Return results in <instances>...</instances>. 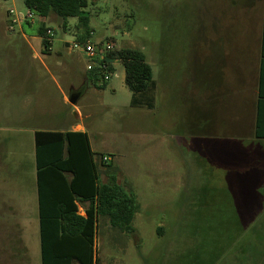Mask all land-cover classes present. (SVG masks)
Wrapping results in <instances>:
<instances>
[{
	"label": "rangeland",
	"instance_id": "374dc122",
	"mask_svg": "<svg viewBox=\"0 0 264 264\" xmlns=\"http://www.w3.org/2000/svg\"><path fill=\"white\" fill-rule=\"evenodd\" d=\"M86 1L89 41L95 47L109 43L142 51L156 87L132 93L120 62L111 72L91 71L90 59L80 49L71 50L85 32L76 18L68 19L66 27L54 15L44 20L55 34L51 52L44 54L37 32L40 18L33 14L31 23L14 24L11 31L8 9L24 15L29 9L24 0H0V71L13 69L6 57L17 54L21 79L41 98L31 109L37 117L30 120L26 109L17 123L14 94L7 90L0 95V113L9 115L0 125L5 161L16 167L25 202L41 164L38 142L46 135L38 133L81 124L95 161L105 156L112 165L110 170L100 166L101 182H108L111 173L138 205L132 232L97 217L93 264H195L197 256L203 257L205 239L216 237L217 229L228 245V222L256 196L251 191L256 175L248 168L256 156L241 135L250 113L239 93L227 94L234 88V75L221 70L243 65L241 59L228 61L227 48L246 40L255 26L220 0ZM214 85L220 91H212ZM72 88H84L85 94L76 105L63 104L61 91L70 95ZM53 109L58 116L48 114ZM237 238L217 264H264V204L255 223ZM66 254L48 255L46 263L79 264Z\"/></svg>",
	"mask_w": 264,
	"mask_h": 264
},
{
	"label": "trees",
	"instance_id": "16d2710c",
	"mask_svg": "<svg viewBox=\"0 0 264 264\" xmlns=\"http://www.w3.org/2000/svg\"><path fill=\"white\" fill-rule=\"evenodd\" d=\"M24 3L42 21L37 31L40 37H44L47 31L44 20L51 15L61 21L62 27H66L68 19H78L79 26L85 30L78 38L80 43L87 42L92 35L89 31L90 20L83 15L88 6L86 0H24ZM43 53L48 54L50 51L44 50ZM116 62L123 65L125 83L132 93L144 94L156 87L152 67L145 54L138 49L114 46L105 52L104 59L98 61V67L93 71L99 69L103 73L100 67L103 64L109 71H114L113 64ZM94 77L96 84L98 79L95 72ZM38 134L46 135L38 142L41 164L37 172L43 255L48 258L50 254L46 253L47 245L58 241L63 251L61 254L69 252L66 256L76 259L79 264H93L97 217H106L113 228L122 232H132V221L138 209L137 201L111 173L108 182L100 181V166H107L110 170L112 165L102 160L104 156H101L100 162L95 161L86 133ZM253 190L252 194L256 196L251 199L254 200L245 203L240 208V214L228 222L231 233L228 245L223 243L222 233L217 229L216 237L205 239L202 245L203 257L197 256L195 264H217L237 241L240 233L255 223L257 213L264 204V191ZM80 204L87 205L85 216L79 214ZM222 228L224 230L225 223Z\"/></svg>",
	"mask_w": 264,
	"mask_h": 264
},
{
	"label": "crops",
	"instance_id": "0c3cea01",
	"mask_svg": "<svg viewBox=\"0 0 264 264\" xmlns=\"http://www.w3.org/2000/svg\"><path fill=\"white\" fill-rule=\"evenodd\" d=\"M214 1L216 3L218 0ZM220 1L225 2L227 7L234 9L235 12L243 14L245 21L255 26L254 29H249L246 40L242 41L238 46L231 44L227 48L226 53L228 57L234 59L229 58L228 61L236 63V59H241L243 65L239 69H237L236 65L233 69L230 65L223 66L221 70L231 71L234 75V88L233 90L230 89L229 91L231 92L227 94H230L231 97L232 93H239L241 105L250 113V121L246 122V127L242 130L241 135L250 143L246 148L253 153L255 152L256 156L250 158L248 167L251 171L253 169V173L256 175L255 181L251 182L252 189L259 190L263 188L264 190V0ZM232 19L236 21L235 16ZM250 32L251 36H249ZM208 43L211 45L210 41H207ZM10 57L9 61L14 62V68L0 71V95L4 94L7 90L14 94L13 119L15 120L14 122L20 123L22 120L21 112L23 110H30L28 113L30 120L37 117L38 113L36 111L35 113L31 112V109L41 104V98L39 97V93H36L34 89L28 86L26 81L21 79L22 74H24L22 72L24 71L17 70L18 66L15 65L18 55L15 54L6 58ZM33 58L40 59L43 66L49 70L45 59H41L38 53H34ZM215 70H220V67L217 66ZM28 71L29 75H32L35 70L29 69ZM237 74L239 75L236 76ZM2 79L9 80L3 81ZM85 84L86 82H84ZM98 85L100 86V84ZM78 90H81L82 93L79 98L80 100L83 94H85L84 88H72L70 92ZM215 90H219V87H215L212 91ZM226 92L222 91L223 95ZM61 95L63 104H70L69 94H65L62 90ZM230 97L226 98L229 99ZM55 111L53 109L48 114L58 116V112ZM44 114L46 113H43L42 116H45ZM7 119H9L8 114L0 113V125L6 122ZM49 130L50 128H46L45 131ZM1 132L3 130L0 126ZM62 132L85 133L83 126L79 123L73 124L71 130H64ZM3 142L4 140L0 137V147ZM4 154L3 149L0 148V264H44L37 181L35 179L33 193L27 198L29 200L23 202L21 185L16 183L18 179V177L16 178V167L15 165L11 166L9 163H6ZM17 172L19 173L18 170ZM86 207L87 205L85 204L79 205L80 215L85 216ZM23 223H27V227ZM47 246V254L55 255L63 253L58 241ZM48 264L53 263L50 262Z\"/></svg>",
	"mask_w": 264,
	"mask_h": 264
},
{
	"label": "built area",
	"instance_id": "2783aa9c",
	"mask_svg": "<svg viewBox=\"0 0 264 264\" xmlns=\"http://www.w3.org/2000/svg\"><path fill=\"white\" fill-rule=\"evenodd\" d=\"M4 1L9 2L11 0H4ZM8 14L13 15V19L11 21V25L9 28L11 31H14V24H21L25 22L31 23L32 22L31 19L34 13L29 10L28 13L24 15L21 12H16L14 8H9ZM54 35H55L54 30L51 28H47L45 36L41 37L42 44L43 41L45 42V44H43V50H47L51 52L54 43ZM114 46H115L114 44L106 43L104 45H100L99 47H95V45L92 44L89 40L84 43H80L76 41L73 43L71 50L76 51L80 49L90 59L91 65L89 66V69L92 71L95 69V65L98 64V61L104 59L105 52L113 49ZM96 60L98 61L96 62ZM100 67L103 69V73L109 71L108 67L105 64L101 65ZM102 160L107 163V161H109V158L104 156L102 157Z\"/></svg>",
	"mask_w": 264,
	"mask_h": 264
},
{
	"label": "water",
	"instance_id": "95a60500",
	"mask_svg": "<svg viewBox=\"0 0 264 264\" xmlns=\"http://www.w3.org/2000/svg\"><path fill=\"white\" fill-rule=\"evenodd\" d=\"M81 90L79 91H71L69 95V103L71 105H76L80 96H81Z\"/></svg>",
	"mask_w": 264,
	"mask_h": 264
}]
</instances>
